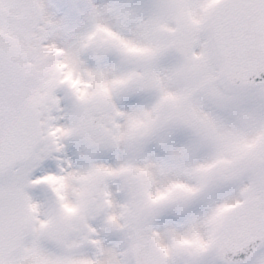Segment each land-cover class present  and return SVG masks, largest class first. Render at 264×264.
Instances as JSON below:
<instances>
[{"label":"snow or ice","instance_id":"1","mask_svg":"<svg viewBox=\"0 0 264 264\" xmlns=\"http://www.w3.org/2000/svg\"><path fill=\"white\" fill-rule=\"evenodd\" d=\"M0 264H264V0H0Z\"/></svg>","mask_w":264,"mask_h":264}]
</instances>
